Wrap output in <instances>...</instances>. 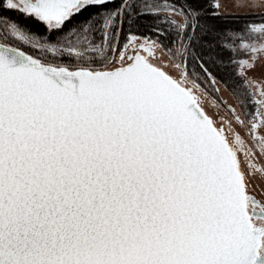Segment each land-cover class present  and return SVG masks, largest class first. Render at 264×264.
<instances>
[{
  "label": "snow or ice",
  "instance_id": "snow-or-ice-1",
  "mask_svg": "<svg viewBox=\"0 0 264 264\" xmlns=\"http://www.w3.org/2000/svg\"><path fill=\"white\" fill-rule=\"evenodd\" d=\"M0 7L40 29L0 18V264H264V26L219 0ZM217 64L219 119L193 79Z\"/></svg>",
  "mask_w": 264,
  "mask_h": 264
},
{
  "label": "rangeland",
  "instance_id": "rangeland-1",
  "mask_svg": "<svg viewBox=\"0 0 264 264\" xmlns=\"http://www.w3.org/2000/svg\"><path fill=\"white\" fill-rule=\"evenodd\" d=\"M219 2L222 5V19L235 20L234 22L236 24L234 26H230L229 29L243 28L245 25L252 24L253 22H256L258 26H264V24H260L261 18L264 17V2H261V0H256L257 6L245 7H237L236 0H219ZM2 3L3 0H0V4ZM0 18H7V21L16 22L24 30H29L31 32L40 31L39 27L32 21L26 20L18 13L7 11L2 7H0ZM221 26L226 27L225 25ZM3 30V24H0V42L6 43L7 40L3 36ZM241 35L243 37V34ZM221 53L224 57L225 64H227L228 54L223 51H221ZM189 71L198 73L199 70L193 69L191 66H189ZM212 71L216 76L215 84L210 83L208 80L204 79L203 76H195L193 77V79L197 81L198 87L204 90V94L201 97L204 110L209 115L219 119L220 116L225 115L224 105L235 106L236 101L233 97L232 91L233 81L229 79L230 72L226 71L225 67L220 64L212 66ZM261 72H264V63H262L259 67L256 68L253 75L259 77ZM224 81H227V85L224 83ZM188 87L191 88L192 85L189 84ZM258 163L261 166H264V160H260L258 161ZM254 183L264 186V182L260 181L259 179L255 180Z\"/></svg>",
  "mask_w": 264,
  "mask_h": 264
},
{
  "label": "trees",
  "instance_id": "trees-1",
  "mask_svg": "<svg viewBox=\"0 0 264 264\" xmlns=\"http://www.w3.org/2000/svg\"><path fill=\"white\" fill-rule=\"evenodd\" d=\"M95 9H90L88 12H86L83 16L78 17L77 18V22H83V20L87 19L88 16L93 15L95 13ZM235 20L233 19H222L219 23L221 25H225L227 28H230V26H234L236 23L234 22ZM248 21V20H247ZM149 24V21H141V27H139V31L141 33H147L148 32V28L147 25ZM171 30V29H170ZM22 46V45H21ZM22 47H30V46H22ZM34 51H38V50H34ZM219 55L222 56L221 51L218 53Z\"/></svg>",
  "mask_w": 264,
  "mask_h": 264
},
{
  "label": "flooded vegetation",
  "instance_id": "flooded-vegetation-1",
  "mask_svg": "<svg viewBox=\"0 0 264 264\" xmlns=\"http://www.w3.org/2000/svg\"><path fill=\"white\" fill-rule=\"evenodd\" d=\"M2 43V42H1Z\"/></svg>",
  "mask_w": 264,
  "mask_h": 264
},
{
  "label": "water",
  "instance_id": "water-1",
  "mask_svg": "<svg viewBox=\"0 0 264 264\" xmlns=\"http://www.w3.org/2000/svg\"><path fill=\"white\" fill-rule=\"evenodd\" d=\"M1 43V42H0Z\"/></svg>",
  "mask_w": 264,
  "mask_h": 264
}]
</instances>
